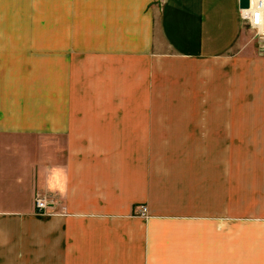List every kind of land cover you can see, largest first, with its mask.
<instances>
[{"label": "crops", "instance_id": "crops-1", "mask_svg": "<svg viewBox=\"0 0 264 264\" xmlns=\"http://www.w3.org/2000/svg\"><path fill=\"white\" fill-rule=\"evenodd\" d=\"M239 9L0 0V264H264V53Z\"/></svg>", "mask_w": 264, "mask_h": 264}, {"label": "built area", "instance_id": "built-area-1", "mask_svg": "<svg viewBox=\"0 0 264 264\" xmlns=\"http://www.w3.org/2000/svg\"><path fill=\"white\" fill-rule=\"evenodd\" d=\"M239 10L241 17L254 32L253 36L258 42L260 52L264 53V0H248V6L240 7ZM34 207L40 213L47 212L51 209V200L37 193L34 197ZM139 213L146 215L147 207L140 206Z\"/></svg>", "mask_w": 264, "mask_h": 264}, {"label": "rangeland", "instance_id": "rangeland-1", "mask_svg": "<svg viewBox=\"0 0 264 264\" xmlns=\"http://www.w3.org/2000/svg\"><path fill=\"white\" fill-rule=\"evenodd\" d=\"M39 194H41V193H39ZM41 195H43L44 197H46L48 200H50L47 196H45L44 194H41ZM53 212V210L52 209H49L47 212H43V213H40V212H38L36 209H35V207H34V213L35 214H43V215H45V214H50V213H52Z\"/></svg>", "mask_w": 264, "mask_h": 264}, {"label": "water", "instance_id": "water-1", "mask_svg": "<svg viewBox=\"0 0 264 264\" xmlns=\"http://www.w3.org/2000/svg\"><path fill=\"white\" fill-rule=\"evenodd\" d=\"M238 5L240 7H247L248 6V0H238Z\"/></svg>", "mask_w": 264, "mask_h": 264}]
</instances>
